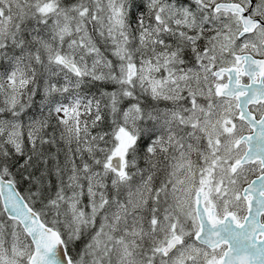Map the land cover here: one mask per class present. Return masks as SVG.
<instances>
[{"label": "snow or ice", "instance_id": "obj_1", "mask_svg": "<svg viewBox=\"0 0 264 264\" xmlns=\"http://www.w3.org/2000/svg\"><path fill=\"white\" fill-rule=\"evenodd\" d=\"M0 264H264V0H0Z\"/></svg>", "mask_w": 264, "mask_h": 264}]
</instances>
